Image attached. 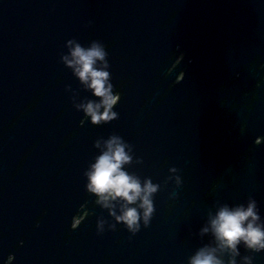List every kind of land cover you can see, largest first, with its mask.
Instances as JSON below:
<instances>
[{
	"label": "water",
	"instance_id": "95a60500",
	"mask_svg": "<svg viewBox=\"0 0 264 264\" xmlns=\"http://www.w3.org/2000/svg\"><path fill=\"white\" fill-rule=\"evenodd\" d=\"M70 39L106 47L111 123L74 106L96 98L61 60ZM112 134L161 185L135 235L98 233L115 221L86 190ZM249 197L264 220V0H0V264H188L216 203Z\"/></svg>",
	"mask_w": 264,
	"mask_h": 264
},
{
	"label": "clouds",
	"instance_id": "9594fccd",
	"mask_svg": "<svg viewBox=\"0 0 264 264\" xmlns=\"http://www.w3.org/2000/svg\"><path fill=\"white\" fill-rule=\"evenodd\" d=\"M66 47L68 53L62 54V62L72 70L83 88L96 98H85L77 103L78 93L74 94L72 99L76 109L83 111L85 118H90L91 123L97 126L118 119L119 113L114 108L120 103L121 95L114 92L105 45L94 40L85 47L76 39H70ZM68 88L71 90V86ZM94 146L100 151L84 172L86 190L96 197L95 204L107 210L115 221L110 223L99 218L97 231L102 234L106 225L115 231L117 224H123L135 235L142 224L145 228L151 225L156 212L154 197L161 190V185L150 177L141 178L126 170L134 163L142 164L143 160L135 157L133 145L120 135L97 139ZM170 172L173 175L165 183L174 180L177 188L182 186V177L176 175L178 169L172 167ZM177 195L173 192L171 198ZM199 236L211 239L189 257L188 264H254V257L242 256L240 248L243 246L252 253L264 252V220L256 199L249 197L246 204L236 205L217 202L215 213H208Z\"/></svg>",
	"mask_w": 264,
	"mask_h": 264
}]
</instances>
